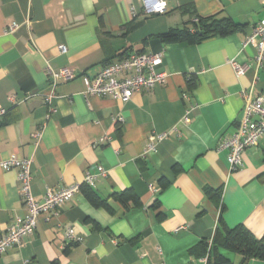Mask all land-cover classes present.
<instances>
[{"label": "crops", "instance_id": "crops-1", "mask_svg": "<svg viewBox=\"0 0 264 264\" xmlns=\"http://www.w3.org/2000/svg\"><path fill=\"white\" fill-rule=\"evenodd\" d=\"M165 2L166 14L145 16L139 0H0V165L11 155L33 159L37 202L48 189L83 187L57 213L40 216L0 264H208L200 247L213 242L221 217L264 238V138L234 172L228 152L219 151L243 117L241 92L264 98V65L257 69L256 48L244 47L264 18L263 0ZM207 17L244 28L199 44L164 37ZM12 23L18 29L6 32ZM131 53H163L168 82L123 102L85 95L77 78L56 86L50 112L49 69L94 76ZM231 61L248 66L246 75L238 78ZM152 134L170 138L146 152ZM84 189L107 205L95 206ZM207 189L222 190L217 203ZM125 192L126 204L116 199ZM25 214L17 171L0 166V236ZM69 228L80 242L67 239ZM224 254L243 262L239 253Z\"/></svg>", "mask_w": 264, "mask_h": 264}, {"label": "built area", "instance_id": "built-area-1", "mask_svg": "<svg viewBox=\"0 0 264 264\" xmlns=\"http://www.w3.org/2000/svg\"><path fill=\"white\" fill-rule=\"evenodd\" d=\"M142 3L143 15H164L167 13L165 0H139ZM264 5V0H263ZM136 15L135 11L133 12ZM198 19L194 20L197 23ZM18 29V24L12 23L6 32L12 33ZM252 45L257 50L255 57L257 69L264 65V18L254 28L244 41V47ZM62 54L67 53V48L59 46ZM164 63L163 53H131L115 57L106 63L103 69L94 76H88L71 68H62L58 71L49 69L48 76L52 80L50 93L46 97V104L53 112V100L56 97L55 88L59 83H66L77 78H82L86 87L85 95L109 97L127 102L135 95L144 91H153L157 86L168 82L169 74L160 70ZM230 64L236 76L241 78L246 75L249 67L240 65L236 61ZM241 96L245 101L243 117L239 122L237 131L233 135H226L221 139L219 151L228 152V163L232 172L243 166V156L248 149L256 148L264 138V98L253 97V89L243 90ZM192 109H187L183 121H190ZM41 137V132L35 135ZM170 138L169 134H152L148 139L146 152L155 151L158 143ZM108 140L102 139L101 142ZM32 164L33 159H21L11 155L2 161L1 168L5 171L16 170L22 203L26 209L24 216L17 217L7 232L0 236V256L13 247L20 246L23 239L32 235L38 225L40 216L53 212L57 213L67 202L81 192L80 185L64 187L59 190L48 189L44 199L35 201L32 195ZM100 174L106 176L102 168ZM95 177L87 175L85 184L93 187ZM69 241L80 242L73 228L66 233ZM212 246V241L209 248Z\"/></svg>", "mask_w": 264, "mask_h": 264}, {"label": "trees", "instance_id": "trees-1", "mask_svg": "<svg viewBox=\"0 0 264 264\" xmlns=\"http://www.w3.org/2000/svg\"><path fill=\"white\" fill-rule=\"evenodd\" d=\"M197 19L198 22H193V27L172 30L165 34L164 37L177 42L190 41L199 44L215 36L225 37L235 34L244 28L230 18L207 17ZM84 192L95 206L107 205L106 201H101L89 190L84 189ZM206 193L211 200L217 203L221 197L222 190L207 189ZM128 197L131 198L130 192L116 194V199L125 204L129 199ZM224 251L241 254L243 256L242 264H249L253 259L264 261V238H256L244 225L230 228L221 217L211 248L206 242L202 243L199 255L204 256L207 254L208 264H232V261L225 256Z\"/></svg>", "mask_w": 264, "mask_h": 264}]
</instances>
